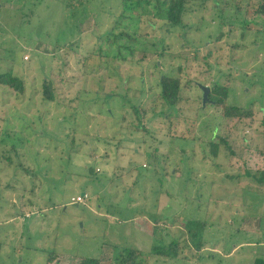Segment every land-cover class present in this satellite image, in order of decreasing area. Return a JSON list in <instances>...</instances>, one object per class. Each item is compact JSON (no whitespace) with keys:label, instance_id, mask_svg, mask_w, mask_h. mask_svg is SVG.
Masks as SVG:
<instances>
[{"label":"rangeland","instance_id":"374dc122","mask_svg":"<svg viewBox=\"0 0 264 264\" xmlns=\"http://www.w3.org/2000/svg\"><path fill=\"white\" fill-rule=\"evenodd\" d=\"M119 5V0H0V74L10 72L24 83L22 93L0 84V264H74V257L103 256L102 264H114L119 250L131 247L144 256L143 264H252L264 256V186L256 189L251 178L263 165L257 156L264 151L263 115L255 113L246 131L242 121L224 125L221 111L212 107L214 115L207 107L194 135L181 138L174 135L186 130L182 121L169 134L166 119L149 113L142 118L149 132L135 131L131 114L121 124L115 113L129 67L128 95L143 99L139 82L145 91L154 84L149 69L164 46L168 55L160 64L182 68L181 83H189L188 124L199 110L198 83L211 87L224 79L228 103L264 106V15H246L254 16L250 28L241 18L247 31L242 37L239 22L221 23L222 3L208 0L201 11L186 14V40L183 31L175 40L167 37L159 20H153L154 28L141 20L139 49L148 52L134 54L133 62L116 60L113 80L97 64L105 56L94 51L98 36L117 25ZM121 23L114 33L125 27ZM44 82L51 83L53 101L43 98ZM216 124L230 148L220 146L214 157L208 141ZM161 154L169 157L164 165ZM90 164L95 175L85 170ZM163 166L174 177L154 168L166 172ZM78 196L82 201L76 203ZM236 202L231 216L230 204ZM188 226L204 242L199 258ZM173 238L180 240L181 259L150 252ZM227 248H233L230 255Z\"/></svg>","mask_w":264,"mask_h":264},{"label":"trees","instance_id":"16d2710c","mask_svg":"<svg viewBox=\"0 0 264 264\" xmlns=\"http://www.w3.org/2000/svg\"><path fill=\"white\" fill-rule=\"evenodd\" d=\"M205 1L208 0H119V4H120L119 8L121 9V15L119 18H117L116 21L117 25L113 26L111 30H108V32H105L104 33L105 35L98 36L101 38V43L99 45H96L95 51L93 50L94 52H97V55L98 52H100L101 54H103V56H105L104 62H101L98 59V63H97L99 67L105 68L106 75L104 77L111 79L114 78L116 80V76H117L116 72L119 71L118 70L119 63H116V60L126 61V59L130 57L128 58V61L133 62L134 54L141 53L143 56L146 52H148L145 46H142L141 49H139L141 44L140 43L141 38H144L142 36L143 34H141V32H139L138 30L139 29L138 25H140L141 20L143 22H146V25L150 26L151 28L155 27V23L153 22V20L155 19L159 20L161 22L160 28L166 30L167 37L170 38L173 37V40H175V35L177 34V32L183 31V33L181 32V37L185 38L186 40L187 39V37H185L187 34L186 28L189 27L187 23H185L186 14L194 11L195 9H199V11H201ZM212 1L215 5L222 3V10H221V13H223L221 16V19L223 21L221 22L222 24L232 25V23L234 22L240 23L239 33H241L242 37L246 34L247 31L245 30V26L241 24V18L246 19V15L250 13L254 16L264 15V0H212ZM191 3H194V7H191L190 5ZM249 7L251 9L247 10V8ZM253 17H249V19H246L248 22L246 25L247 28H250L248 24L250 20L253 19ZM123 19H128L129 21H131L132 27L135 24L134 28L133 29L131 28V22L124 23ZM121 22L125 24V27L123 29H120L118 33H114L113 32L114 29L120 28V26L118 27V25H121L122 24ZM220 34H222V32ZM105 42L109 44V47L113 46L110 47L109 51L104 50L103 45H101L102 43ZM54 45L57 48H60L61 43H54ZM62 47L63 46H61V48ZM70 47L72 46L70 45ZM166 47L164 46L161 51L154 54L156 60L152 64L153 67L149 69L150 76L153 77V75L155 74V78H154L155 80H153L154 84L150 85L149 89L145 91L143 89V82L142 81L139 82V84L141 85L139 89L140 90L139 93L142 94L146 92V97H143V99L138 97L136 101H133L131 97L128 95L131 86L127 82L130 79L132 80L133 77L132 74L128 72V70L130 71V69L133 68V65L130 66L129 69L127 70L126 72L127 82L124 79L125 81L124 80L122 81V86H123L122 92L120 94L116 92L118 94V101L116 97V102L118 103V105H116V103L115 105L119 107V110H116L115 114L117 115V117H120L121 124L125 122L126 116L128 114H131L132 120L130 122V126L134 128L133 130L135 131L144 130L146 132H149V129L147 128L146 124L143 123L144 120L142 118L146 117L147 114L149 113L151 115H161L163 118L166 119V125L169 134L175 133L177 131L176 128L182 121V123L186 124V130H185L186 135H184L185 131L182 130L183 132L182 136L176 135V133L174 136L181 138H190L194 135L195 132L194 128L196 127V121L199 118V114L201 115L206 110L207 107L210 110H212V112H214V109L215 110L219 109L221 111V114H219L220 121L222 123H225L224 125H226L231 120H235V122H239V123L242 121L243 122L242 127L245 125H247L248 127V128H244V130L246 131L251 130L252 129L251 127L254 126L253 123L249 124V122L252 120L255 113H260L261 115H263L262 119L264 118V106L257 107L255 103L250 104L249 106L228 103L227 90L229 85L227 86L221 83L224 82L223 81L224 79H222L219 81L214 80L213 85L210 87L208 100L205 102L204 105L202 104V90L199 87V84L201 83L197 84V86L201 90V98L198 106L199 110H197V114L195 115L196 116L195 122L193 121V124L192 123L188 124L187 121L193 120V119L189 120L190 117L189 115H187L188 112L186 113L185 110V102H187L186 101L187 97H184V92H185L184 90L186 89L189 83L187 85L181 83L182 68L180 67L172 68L170 67L173 65L172 63H170L169 67L166 66V63L160 64L161 62L159 61V58L163 60L165 56L168 55L167 54L168 52L166 51L167 49ZM112 50H114V52L110 53ZM166 60L167 59H165V61ZM162 65L165 66L166 68H162ZM209 67L210 66H207V69H209ZM208 71L209 70H206L205 72L208 73ZM225 78L228 79L229 76L226 75ZM0 84L12 88L15 92L18 93H22L24 91L23 80L12 75V73L10 72H5L0 74ZM43 87H44L43 89L44 100L53 101L54 94L53 91H51L52 89L51 83L44 82ZM108 92L112 94L113 91L111 89ZM99 105L101 106V102L99 103ZM213 114L215 115V112ZM182 118L185 121H183ZM243 120H248V121L245 122ZM239 123H237V125ZM262 124L263 122H261L260 127H264V125ZM224 127L226 129H229V127L227 126ZM202 129L204 132L205 128L203 127ZM218 129L220 131L216 133ZM211 130H212L211 134L213 135V139H210L208 143L210 146V150H211L210 152L212 156L216 157L218 153L217 150L220 146L224 145L228 148H230V146L227 139L224 136H222L220 133L221 126L218 127V124L213 125ZM216 134L217 136L215 137ZM67 156L69 157L70 155L68 154ZM257 156L261 158L263 165L262 167L257 168L255 173L251 174L252 181H254L255 184H258L255 185L256 189L259 187L262 188L264 186V151H259ZM161 158L163 160L162 162L163 165L169 161V157L166 154L164 155L161 154ZM86 166L87 165H85V167ZM142 168H146V166ZM154 168L156 171L160 172L161 174L165 173L164 175L167 176L174 174L173 172H171V170L167 173L166 168H164V166L162 168L163 170L165 169L166 172L164 171L162 172L161 168L159 169L158 167H154ZM85 170L89 174L90 173L93 175L96 174L95 168L93 167L92 164L88 165ZM244 171L246 174H250L248 172L247 166L244 167ZM170 177H174V175ZM247 186L249 188L253 187L252 185L249 184ZM161 192L164 191L162 190ZM84 195L85 197L87 196L85 193ZM236 203L237 204L235 203L230 204L231 207L233 206L231 212H229L231 216L232 213L234 212V209H236L235 207L239 206V202ZM239 218L241 219L238 221V223H240V221L243 219L242 212L239 214ZM194 221L195 222H192L194 224L200 223L197 220ZM187 228H188L187 235L189 234L192 240L190 245L191 247L194 248L196 252H200V254L197 257L199 258L201 257L200 246L202 247L204 242L200 241L198 232L193 230L194 228H192L191 226H188ZM238 235L241 236L240 232L238 233ZM245 236L248 237L247 235ZM179 243L180 240L174 238L171 239L167 244L165 243L164 240H162L158 244L153 245L150 252L164 258L181 259L180 257L181 254L177 250V248L179 247ZM244 244H250V243H244ZM232 249L227 248L229 252H226L225 255H230L229 253L231 252ZM103 257H98V258L74 257L73 261L75 260L74 264H102ZM184 258L187 259V257ZM50 261L51 259L48 260L49 263ZM144 261H146V259H144V256L141 255V252L133 247L125 248L123 250L120 249L114 258V264H143ZM252 264H264V256L255 257L253 259Z\"/></svg>","mask_w":264,"mask_h":264},{"label":"water","instance_id":"95a60500","mask_svg":"<svg viewBox=\"0 0 264 264\" xmlns=\"http://www.w3.org/2000/svg\"><path fill=\"white\" fill-rule=\"evenodd\" d=\"M199 87L202 90V104L204 105L205 102L208 100V94L210 92V87L208 85H202V84H199Z\"/></svg>","mask_w":264,"mask_h":264},{"label":"built area","instance_id":"2783aa9c","mask_svg":"<svg viewBox=\"0 0 264 264\" xmlns=\"http://www.w3.org/2000/svg\"><path fill=\"white\" fill-rule=\"evenodd\" d=\"M82 197H85V195H83ZM82 197L78 196L75 199H73L74 202L78 203L79 201H82Z\"/></svg>","mask_w":264,"mask_h":264}]
</instances>
